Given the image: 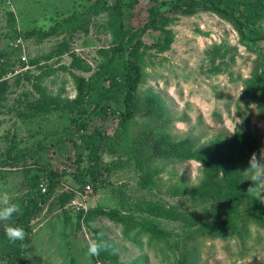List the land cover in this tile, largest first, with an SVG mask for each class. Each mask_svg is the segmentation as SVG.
<instances>
[{
	"label": "rangeland",
	"instance_id": "374dc122",
	"mask_svg": "<svg viewBox=\"0 0 264 264\" xmlns=\"http://www.w3.org/2000/svg\"><path fill=\"white\" fill-rule=\"evenodd\" d=\"M149 3L139 0L118 9L123 26L140 34L136 55L144 78L136 89L137 98L142 103L149 92L156 94L165 110L158 116H146L140 106L122 128L117 116L123 110L122 89L105 90L109 82L101 80L100 93L91 97L95 103L99 95L98 103L106 110L88 122L86 129L91 131L96 125L104 131L106 139L99 143L97 152L100 162L94 169L99 171L104 164L108 171L83 191L73 190L69 179L60 176L27 222L28 241L39 228L45 227L48 234L37 233L32 238L21 264H179L188 258L185 249L189 246L195 247L194 264H264V227L252 221L245 228L237 219L234 233L218 232L185 241L181 233L186 221L197 225L215 220L211 208L217 187L204 199L180 192L200 181L201 166L194 159L155 158L151 168L156 173L147 179L146 167L140 168L145 152L135 143L141 137L137 129L153 126L175 141L188 139L195 148L217 134H232L246 114V128L260 140L257 158L264 163V111L260 113L252 100L239 99L242 81L254 59L264 57V39L239 41L230 23L206 11L185 16L172 13L170 18L139 31L149 19L145 11ZM86 4L87 0H0V64L6 69L0 75V193L7 192L18 207L27 190L24 178L34 165L75 171L73 149L81 143L80 136H72L74 145L66 140L67 148L62 153L45 150L41 159L30 153L32 145L46 144L49 139L43 137L44 132L58 125L60 111L66 110L67 117L73 114L74 99H88L89 87L97 86L95 76L105 70L102 63L106 59L110 67L125 58L126 52H116L105 31L108 14L87 12ZM71 14L76 15L74 20L62 25V19ZM38 29L43 31L40 35ZM254 30L264 34V22L254 24ZM78 84L84 85L83 94L78 93ZM37 87L58 100L49 105L51 110L33 116L27 103L39 99ZM23 112L25 118L19 116ZM129 136H135V141L128 142ZM87 153L84 149L82 164L88 162ZM247 167L248 163L241 165V174L251 175ZM221 181L228 185L226 179ZM112 208L124 217L115 220L100 212ZM81 210L86 211L85 216L79 213ZM147 219L162 230L157 240L147 234ZM10 221L0 223L4 227ZM225 229L227 232L230 228ZM95 235L110 241L115 253L88 257L86 242ZM0 264L14 263L0 256Z\"/></svg>",
	"mask_w": 264,
	"mask_h": 264
},
{
	"label": "trees",
	"instance_id": "16d2710c",
	"mask_svg": "<svg viewBox=\"0 0 264 264\" xmlns=\"http://www.w3.org/2000/svg\"><path fill=\"white\" fill-rule=\"evenodd\" d=\"M87 1L88 4L85 6V11L97 12L100 10L108 14L104 22L105 31L114 42L115 51H119L121 55L124 51L126 52L125 58L112 64L110 67L107 65L110 64L108 62L109 59H106L102 63V68L105 67V70L98 71V76H95L99 80L97 86L89 87L91 93L86 94L88 95V99L87 97H85L84 101L83 99L81 101L78 98L74 99L75 110L73 114L70 113V117H67L65 115L67 114L66 110L60 111L58 113V125L54 126L53 124L49 133L44 132L43 137L49 139L46 141V144H38V146L36 144L32 145L30 153L32 156L36 155L37 158L41 159L44 151L48 149L54 153H62L67 148L66 140L72 141L74 145L72 136H80L78 139L81 142L78 147L74 145L73 149L75 154V158L73 159L75 171L60 172L48 167V165L39 164L34 165L29 170L28 175H25L24 182L27 183V190L19 206L20 212L14 214L6 226L2 227L0 223V256L7 257L10 263L21 264L23 262V255L25 254L28 239L26 236L24 241L10 242L5 235V228L8 225L18 226L22 227L26 232L27 222L30 220L33 208H37L45 202L47 195L53 190L60 176L65 175L69 179V182L74 185L73 190L83 191L84 185L89 182L92 183V181L100 180L99 176L102 172L108 171V168L104 164L99 166V171L94 169L96 167L95 163L97 161L100 162L97 152L100 149L99 143L104 142L106 139L104 131L99 130L96 125H93L91 131L86 129L88 122L106 110L104 106L98 103L100 100L99 95L95 103L91 97L93 94L100 93L102 88L101 80H108L109 82V87H104L105 90L110 88L114 90L122 89L120 101L123 110L117 112V116H119L118 124L122 128H125L137 110L141 109L140 106L144 108L146 116L150 114L158 116L165 110L163 102L156 94L149 92L144 97V101L140 103L135 93L144 78L140 58L136 55V44L139 41L138 36L140 34L131 32L129 28L127 29L123 26L124 20L118 8L120 5L132 6L138 3L139 0H111L112 3H107V0ZM149 1L151 3L145 8L149 19L143 23L139 31L162 19L170 18L168 15L172 13L185 16L198 11H206L216 14L219 18L230 23L236 31L239 41L243 39L250 41L264 39V34H256L254 30V24L260 21L264 22V0ZM74 17H76L74 14L68 15L62 19L65 22L61 24H67L71 20H74ZM37 32L40 35L39 32L43 31H39L38 29ZM28 33L34 35L33 30H29ZM251 33H253V36H251ZM134 38L135 40L132 41ZM5 70V66L2 67V64H0V75L4 74ZM82 86L79 84L76 86L79 94L81 92L82 94L84 93ZM1 90L3 89L0 88ZM36 90L39 99L27 103V108L33 116L36 113L40 114L41 112L51 110L49 105L58 100L55 96H48L40 87H37ZM24 97L22 101L26 99ZM239 99L245 102L252 100L256 103V108L260 113L264 111V57L258 58L257 60L254 59L249 75L242 81ZM78 101L82 102L81 107H78L80 105ZM26 115L25 112L19 114V116H22L21 118H25ZM247 122L248 117L245 114L241 117V125L233 131L234 133L230 135L223 133L217 134L212 139L203 142L195 148L192 147V143L188 139L175 141L161 130V128L156 129L153 126L137 129L141 137H137L136 141L134 140L135 136H129L128 142H130V139L134 140L139 148L142 149V153L145 152V162L140 164V168L146 167L145 171L147 175L145 176L147 179H151L156 173V170L151 168V161L155 158H171L178 161L194 159L201 166L200 181L198 185L190 188L186 186L180 192L182 190L184 192H190L193 196L197 195L199 198L204 199L214 187H217L218 194L211 208V211H214L213 218L215 220L208 224L199 223L197 225L190 224L186 221L187 227L181 233L185 241L192 240L196 236L201 237L218 232L224 235L234 233L237 231L235 229L237 219L242 221V226L245 228L250 221L259 227H264V203L254 199L253 193L247 192L248 187L254 186L253 183L250 184L249 182L250 173L241 174V165L247 164L253 153L257 156L261 146L257 134L246 128ZM71 125L75 126H73L74 129L72 130ZM84 149L88 152V162L86 164H82L83 160L80 159ZM220 170L222 171V177H219ZM222 178L228 181V185L223 184L221 181ZM40 185H45L43 191H41ZM82 210L79 213L85 216L86 211ZM100 212L108 217H113L115 220L124 217L123 215H118L117 211L113 208L107 210L102 209ZM227 227L230 229L226 232L225 228ZM159 231L161 232L162 230L158 227V224L152 219H147V234L152 240H157ZM95 236L94 239L101 238L98 235ZM194 254L195 247L189 246V248L185 249V255L188 258L180 261L179 264H194ZM108 259L112 260L111 257H108Z\"/></svg>",
	"mask_w": 264,
	"mask_h": 264
},
{
	"label": "clouds",
	"instance_id": "9594fccd",
	"mask_svg": "<svg viewBox=\"0 0 264 264\" xmlns=\"http://www.w3.org/2000/svg\"><path fill=\"white\" fill-rule=\"evenodd\" d=\"M234 133V132H233ZM248 170L251 171L250 181L254 186H250L247 192L254 194V199L264 203V163H261L256 154H252L248 160ZM258 185L260 187H258ZM20 212L19 207L11 202L7 192L0 193V221H9L14 214ZM5 235L10 242L24 241L27 233L22 227L8 225L5 228ZM86 255L88 257L99 256L101 252L111 251L115 253L114 245L103 239H88L86 242Z\"/></svg>",
	"mask_w": 264,
	"mask_h": 264
},
{
	"label": "crops",
	"instance_id": "0c3cea01",
	"mask_svg": "<svg viewBox=\"0 0 264 264\" xmlns=\"http://www.w3.org/2000/svg\"><path fill=\"white\" fill-rule=\"evenodd\" d=\"M37 233H42L41 235H45V234H48V232H47V230L45 229V227H42V228H39L38 229V231L36 232V234ZM35 234V235H36ZM34 235V236H35ZM34 236L32 237V238H34ZM32 238H31V240L29 239V241H28V243H27V246H26V250H25V253H26V255H27V253L29 252V249H28V247H30V243H31V241H32ZM28 256H29V254H28ZM29 258L31 259V256H29ZM81 264V263H80ZM82 264H88V262H84V263H82Z\"/></svg>",
	"mask_w": 264,
	"mask_h": 264
},
{
	"label": "built area",
	"instance_id": "2783aa9c",
	"mask_svg": "<svg viewBox=\"0 0 264 264\" xmlns=\"http://www.w3.org/2000/svg\"><path fill=\"white\" fill-rule=\"evenodd\" d=\"M40 186H41V185H40ZM84 189H89V185H88V184L84 185ZM84 189H83V190H84ZM41 191H43V188H41ZM70 202H71L72 204H74V200H71ZM75 206H76V205H75ZM75 208L78 209V208H80V206L77 205Z\"/></svg>",
	"mask_w": 264,
	"mask_h": 264
}]
</instances>
